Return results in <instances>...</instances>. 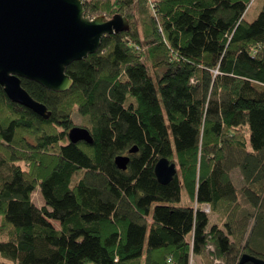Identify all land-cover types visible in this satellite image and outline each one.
<instances>
[{
    "label": "trees",
    "instance_id": "16d2710c",
    "mask_svg": "<svg viewBox=\"0 0 264 264\" xmlns=\"http://www.w3.org/2000/svg\"><path fill=\"white\" fill-rule=\"evenodd\" d=\"M252 1L82 0L85 16L130 28L70 63L66 91L21 79L49 119L0 86V264L264 260V0L247 22ZM73 125L92 143L69 142ZM161 157L177 164L163 185Z\"/></svg>",
    "mask_w": 264,
    "mask_h": 264
},
{
    "label": "water",
    "instance_id": "95a60500",
    "mask_svg": "<svg viewBox=\"0 0 264 264\" xmlns=\"http://www.w3.org/2000/svg\"><path fill=\"white\" fill-rule=\"evenodd\" d=\"M130 28L128 20L115 14L89 18L82 0H0V86L11 102L31 109L44 119L50 113L29 95L21 79L40 84L46 90L63 92L72 81L65 72L70 63L81 61L99 50L103 36ZM69 142L92 143L84 127L67 131ZM137 151L130 148L129 153ZM129 156L118 155L114 164L126 170ZM177 172V164L161 157L154 167L159 184H167ZM241 261L264 264V260L242 255Z\"/></svg>",
    "mask_w": 264,
    "mask_h": 264
},
{
    "label": "rangeland",
    "instance_id": "374dc122",
    "mask_svg": "<svg viewBox=\"0 0 264 264\" xmlns=\"http://www.w3.org/2000/svg\"><path fill=\"white\" fill-rule=\"evenodd\" d=\"M262 5H263V0H253L252 3L250 4V6L247 8L245 14H244V20H246L247 22H251L253 21V19L258 15V13L262 10ZM78 115L75 111V109L73 110V113H72V117H74V123L75 124H78L79 122V118L76 116ZM232 176H233V183L235 184L236 186V189H238V194H240V197L243 196V194L240 192V185H239V178H240V175H239V172L237 171H233L232 173ZM181 204L185 205V204H188L189 203V199H188V196H186V194L184 193V191L181 192ZM32 201L38 206H43L44 203H43V198H42V195L41 193L39 192L38 189H36L35 191H33V194H32ZM207 207H205L206 209ZM253 223V218L251 219L250 221V228L248 231H250L251 229V225ZM56 226H58V224H55V223H52ZM249 233V232H248ZM248 233H246L245 237L247 239V236H248ZM88 264H92L91 262L88 263Z\"/></svg>",
    "mask_w": 264,
    "mask_h": 264
},
{
    "label": "built area",
    "instance_id": "2783aa9c",
    "mask_svg": "<svg viewBox=\"0 0 264 264\" xmlns=\"http://www.w3.org/2000/svg\"><path fill=\"white\" fill-rule=\"evenodd\" d=\"M206 212L209 210L208 207L206 209H204Z\"/></svg>",
    "mask_w": 264,
    "mask_h": 264
}]
</instances>
